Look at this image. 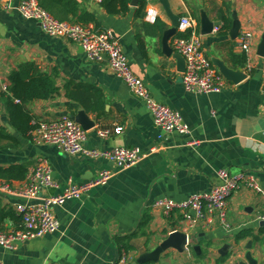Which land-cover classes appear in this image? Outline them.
Listing matches in <instances>:
<instances>
[{
    "label": "crops",
    "instance_id": "0c3cea01",
    "mask_svg": "<svg viewBox=\"0 0 264 264\" xmlns=\"http://www.w3.org/2000/svg\"><path fill=\"white\" fill-rule=\"evenodd\" d=\"M167 1L173 15L194 19L208 58L214 55L228 67H240L247 77L238 84L225 80L218 93L184 91L176 60L162 51V32L171 23L160 0H144L143 6L129 3V10L119 15L106 13L93 0H39L57 20L111 31L153 97L181 114L186 134L155 127L142 100L111 72L105 56L99 62L87 59L80 45L48 36L37 22L23 17L19 0L0 1V171L19 166L28 173L45 157L61 188L83 183L104 168L114 171L105 185L53 209L58 232L18 243L12 251L0 246L3 264H111L124 253L128 264H248L247 252L256 264L264 263V226L257 220L264 212V58L256 54L264 31V0ZM234 12L240 34L252 35L248 53L236 47L237 38H229L230 28H222L225 20L232 22ZM202 15L220 22L217 27L223 31L213 27L202 35ZM184 35L177 28L170 47L173 38ZM20 69L26 80L49 76L56 92L47 99L16 100L10 92L11 76ZM16 108L29 116L28 126L63 115L86 117L92 126L85 130V148L137 147L144 157L119 171L106 160L37 145L21 131ZM99 128L112 132L100 137ZM191 142L198 144L188 145ZM220 169L249 173L260 186L259 192L242 186L230 195L227 227L216 213L207 215L209 224L201 220L190 225L178 212L166 216L152 207L159 198L183 200L209 190ZM22 181L0 177L11 186ZM21 203L20 197L0 191V231L20 228ZM173 233L185 235V244L165 245ZM225 244L231 248L222 256Z\"/></svg>",
    "mask_w": 264,
    "mask_h": 264
},
{
    "label": "built area",
    "instance_id": "2783aa9c",
    "mask_svg": "<svg viewBox=\"0 0 264 264\" xmlns=\"http://www.w3.org/2000/svg\"><path fill=\"white\" fill-rule=\"evenodd\" d=\"M93 1L101 3V0ZM18 11L23 17L37 22L46 35L65 38L80 45L87 59L99 62L105 56L111 72L134 96L142 100L154 126L159 130L165 133L189 132L181 114L157 101L142 79L133 73L120 43L111 31L94 29L92 26L77 22L57 20L40 5L39 0H19ZM194 26V19L188 16L181 17L178 30L186 35L177 36L171 41L173 51L184 60V71L181 73L183 89L188 93H218L226 81L206 56L202 48L201 35L195 31ZM218 29L219 27H214L213 31ZM251 43L250 33H242L236 39V47L245 53H248ZM111 132L107 128L97 130L100 137H106ZM29 136L33 143L51 145L67 155L82 154L90 159L109 161L119 171L138 164L144 157L137 147H115L107 150L85 148L86 131L68 115L56 120L33 122ZM193 144L198 142H191L188 145ZM113 173L112 169L104 168L83 183H69L61 188L52 176L48 160L40 157L18 185L11 186L0 182V191L22 199L17 209L21 226L0 231V246L12 251L18 243L58 232L60 223L53 214V209L70 199H81L92 189L105 185ZM242 186L260 191L255 176L243 172L232 174L226 169H220L216 173V181L209 190L194 193L183 200L159 198L153 201L152 207L166 216L178 212L190 225L201 220L209 224L210 219L207 215L216 213L223 226L227 227L225 221L227 200ZM50 189L61 190L49 193ZM257 220H264V212L257 216ZM128 261L124 253L111 264H128ZM0 264H3L1 260Z\"/></svg>",
    "mask_w": 264,
    "mask_h": 264
},
{
    "label": "water",
    "instance_id": "95a60500",
    "mask_svg": "<svg viewBox=\"0 0 264 264\" xmlns=\"http://www.w3.org/2000/svg\"><path fill=\"white\" fill-rule=\"evenodd\" d=\"M161 4L164 8V11L166 13V16L170 20L171 26L167 29H165L162 32L161 36V45H162V51L163 53L170 57L172 56L176 62H177V69L180 72L184 71V60L179 54H173L172 53V48L169 45V40L176 35L177 28L179 25V20L180 17L173 15L168 1L167 0H160ZM139 0H130V5L131 6H137ZM220 24V22H211L205 15L201 16L200 19V26H201V34L202 35H207L212 32L213 27H217ZM240 28H241V23L239 19L237 18L236 13H232V22L230 29L228 31L229 38L231 40H235L239 34H240ZM256 54L257 56L264 58V31L261 35V39L257 45L256 48ZM210 56V61L213 64V66L217 69V71L224 77V79L228 82H231L233 84H238L242 80H244L247 77V74L242 70V68H232L228 67L223 61L215 57L214 55H209ZM75 122L79 123L80 126L86 130L89 127L92 126V123L88 122L86 117H76ZM258 224L260 226H264V220L259 221ZM186 237L183 234L180 233H173L169 236L167 239L166 244L168 245H173V246H178L179 244H185ZM231 246L229 244H225L219 251V253L223 256L228 254ZM247 248H250V243L247 245ZM195 250L198 251V247L195 246ZM245 259L247 260L248 264H256L257 261L251 257L250 253L247 252L245 254ZM136 264V263H133ZM238 264H246L244 262H239Z\"/></svg>",
    "mask_w": 264,
    "mask_h": 264
},
{
    "label": "trees",
    "instance_id": "16d2710c",
    "mask_svg": "<svg viewBox=\"0 0 264 264\" xmlns=\"http://www.w3.org/2000/svg\"><path fill=\"white\" fill-rule=\"evenodd\" d=\"M139 2L140 6H143L144 0H140ZM129 3L130 0H101L100 4L104 8L106 13L110 15H119L124 14L129 10ZM40 5L42 6L41 3ZM224 22L225 24L222 26V28L224 31H227L231 26V22L229 19L225 20ZM221 30L222 29L219 28L218 32ZM241 60L242 65L246 63L243 62L245 61V56L241 57ZM26 78L27 75H25V70L23 69L16 71L11 76L10 92L12 94V97L20 102H28L34 99H47L56 92V87L54 86L53 80L49 76L39 75L29 78L28 80H26ZM16 115L21 119L23 124L21 131L29 135V131L32 128V126H28L29 116L25 112H23L21 108H16ZM26 174L27 172L19 166L12 167L10 170L6 171V173L0 171V177L7 179L21 180L25 178ZM1 215H6V213H1ZM124 249H129V246L124 245Z\"/></svg>",
    "mask_w": 264,
    "mask_h": 264
}]
</instances>
